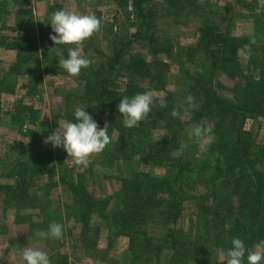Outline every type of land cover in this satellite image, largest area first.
<instances>
[{"label":"trees","instance_id":"16d2710c","mask_svg":"<svg viewBox=\"0 0 264 264\" xmlns=\"http://www.w3.org/2000/svg\"><path fill=\"white\" fill-rule=\"evenodd\" d=\"M115 1L120 9L131 5L137 17L146 18L149 0ZM12 4L17 6L14 13L18 24L17 35L10 39L8 48L16 52V57L0 78V96H13L18 90H23V97H33L37 93L34 71H39L40 66L47 63L56 66L55 60L47 62L50 52L48 46L37 48V38L43 41L42 32L35 35L32 27H28L29 22H23V18L26 20L32 17V10L27 8V0H13ZM54 5L50 6L53 11L62 10ZM8 7L12 8L9 2L0 0V17H3V12L5 16L10 14V10L6 12ZM194 33L198 35L199 41L189 50L212 54L214 49L220 50L219 63H212L207 68L209 71L198 72L194 77L187 72L183 73L187 87L182 100L175 102L170 93L165 94L161 98L166 100L167 107L154 108L149 118L142 121L139 127H124L117 106L122 96L132 97L148 90H162L165 72L164 69L154 68L140 54H130V41L114 43L108 62L94 69H82L84 76L81 79L87 82L88 90L83 96L78 95L73 105L74 108L82 103L81 106L88 107L90 112L99 111L107 119L108 135L110 140L114 139V148L107 153L110 160H129V152L141 150L144 164L151 163L157 167L165 165V173L151 176L146 172H136L132 178L122 179L120 193L124 197L111 210L107 207L108 200L96 197L85 183L78 181V175L73 174L74 170L65 163L66 151L63 147L61 153L53 159H47L45 153L17 159L6 166L5 170L12 179L11 184L0 182V198L14 211L15 225L25 226L28 235L33 237L37 236L38 229L47 230L48 225L54 221L62 224L63 236L72 234L68 227H77L80 241L84 243L85 249L90 250L95 248L100 230L99 227L93 229L94 238H88L90 222L96 216L100 221H105L108 234L114 229L122 231L129 241V252H134L132 249L138 246L140 253L155 251L159 256L162 249L166 248L172 252L174 264H215L199 248L204 236L205 241L211 242V247L224 251L232 247L233 238L242 239L249 251L255 245L264 244V143L257 141L258 131L253 124L255 120L264 118V65L256 64L254 55L250 59H242L243 45L247 43L222 33L214 24L199 22ZM138 34L139 31L136 36ZM150 41L149 51L156 55L160 51L157 46L159 44L154 42L153 45L155 40ZM58 47L67 56L65 46ZM260 48L264 51V46ZM260 48L252 47L253 50ZM252 67L258 69L257 77H253ZM122 70L137 80L125 84L122 89L113 88L111 82ZM215 73L217 77L226 74L237 78L239 84L236 89L246 92H232L230 95L220 93L215 89ZM20 79L26 82L17 87ZM142 80H145L149 88L141 86ZM189 94L196 97L199 108L185 114L181 106H186ZM173 108L181 112L179 117L173 118L170 115ZM32 112V106L21 100L14 106L10 119L14 123L29 121ZM206 120L207 126L213 130L212 136L208 146L200 151L195 160H183L182 155L167 158L168 150L173 152L178 149V143L174 141ZM71 121L76 122L74 117ZM156 129H159L162 136L159 142H153L152 139ZM43 177L48 184L53 182L48 190L61 185L73 201V205L58 217L55 216V210L50 211L48 194L42 192L43 197L37 194L38 182ZM181 192L193 194L191 197L195 199L199 211L198 222L202 232L197 233L191 242L172 234L161 239L147 237L148 226L175 224L180 220L183 211L179 203ZM223 192L224 197L221 198ZM213 197L218 204H212ZM71 219L73 224L65 226ZM48 239L55 249V253L49 257L51 264H69L68 257L57 249L58 240ZM0 264H5L2 258ZM219 264H226V261ZM244 264H247V252Z\"/></svg>","mask_w":264,"mask_h":264},{"label":"rangeland","instance_id":"374dc122","mask_svg":"<svg viewBox=\"0 0 264 264\" xmlns=\"http://www.w3.org/2000/svg\"><path fill=\"white\" fill-rule=\"evenodd\" d=\"M12 6L6 8L10 14L5 16L3 12L0 17V78L4 72L15 62L16 52L8 48L10 39L17 35V16H15L13 0H5ZM253 2V3H252ZM255 2V3H254ZM55 4V5H54ZM55 8H62L66 11L77 14H94L101 20V27L91 38L83 44L81 55L91 61L88 68H97L101 63H106L112 55V46L114 43L123 44L127 41L130 54H140L154 68L164 69L165 77L163 81V91L153 90L156 98H161L170 93L176 102L182 100L187 85L185 76L187 72L194 77L198 72L209 71L207 68L212 63H219L220 50L214 49L212 53H198L189 49L195 46L197 34L194 33L196 25L199 22H209L220 28L222 33L236 38L239 42L249 43V38L255 36L257 43L254 46H264V12L257 15L255 9L258 6V0H149V6L146 11V18H139L134 10L129 11L128 6L120 9L115 0H27V8L32 10V17L23 22H29L28 27H32L35 35L42 32L43 41L37 38V48L46 45L50 48L47 55V62L55 60L56 66L43 64L39 71H34L36 82V95L33 97H23V90H18L17 94L0 96V182L11 184L12 179L9 173L5 172L6 166H9L17 159H26L35 157L40 153H45L47 159H52L55 155L61 153V148H54L52 144H45L44 140L63 120L71 121L74 117L73 108L77 96H83L88 90L87 82H83L84 76L82 70L78 77H71L64 69L59 66L61 58H67L65 53L59 50L50 39L55 35L52 31L49 17ZM51 6V7H50ZM253 6L252 9H249ZM57 10V9H56ZM55 10V11H56ZM149 11V12H148ZM22 22V23H23ZM40 26V27H39ZM140 34L136 36V32ZM150 40L160 48L159 53L153 55L149 51ZM68 50L73 45H64ZM118 46V44H117ZM263 48L253 50L256 64L264 65ZM201 52V51H199ZM214 55L216 56L214 59ZM240 56V54H239ZM126 58V56H125ZM124 58V59H125ZM245 59L244 55H241ZM253 77H257L258 69L252 67ZM154 72V71H153ZM215 73V89L224 95H230L232 92L244 93L246 90H237L236 86L239 80L235 77ZM136 77L128 74L126 71L117 73L115 80L111 82L113 88L122 89L127 83H135ZM26 82L18 80L17 87ZM141 86L149 88L145 80L141 81ZM239 89V88H238ZM23 100L25 104L33 108L32 117L29 121L14 123L11 121L14 106ZM82 103H78L77 107ZM93 119L103 128L108 122L99 111L90 112L88 107H84ZM65 109V110H64ZM70 118V119H68ZM103 123V125H102ZM208 122L203 121L200 125L207 126ZM252 124V121H251ZM254 127L258 131L257 141L264 143V118L255 120ZM27 125V128L25 127ZM178 148L180 142H188L182 159L192 162L200 151H203L209 144V141L193 145L187 141V133L178 138ZM136 140V139H135ZM133 140V141H135ZM114 139L105 148V150L90 158L87 167L77 166L67 153L64 156L65 163L74 170L73 174L78 175V181L85 183L87 189L96 197L108 200L107 207L114 210L122 202L124 194L120 193L122 179H130L136 172H146L151 176H160L165 173L167 167L154 166L151 163H143V153L141 150L129 152V160L118 159L110 160L108 151L114 148ZM167 158H175L172 152L166 154ZM51 163V161H50ZM51 183H47L43 177L37 185V194L43 197L48 194V204L50 211L55 210L56 217L64 213L67 207L73 205L72 199L66 195L63 186H56V189L48 190ZM198 193V192H197ZM220 194V192H219ZM121 196V199H120ZM193 194H180L179 203L183 207L180 220L173 224L160 223L155 226H148L147 237L152 239H161L169 234L174 235L184 241L191 242L202 232L199 226V211L195 205ZM224 192L221 193V198ZM214 205L218 204L217 199L213 197ZM12 206V205H10ZM14 211L2 202L0 198V258L5 264H26L22 259L21 250L23 247H30L47 252L50 257L55 253L54 245L49 244L48 238H39L29 236L27 229L22 225L13 223ZM36 213V212H35ZM71 222L65 224L68 227ZM105 221L96 216L92 217L90 222L91 230L88 232V238H94V230L99 227V233L95 241L94 249H85L84 243L80 241L78 229L68 227L72 234L63 236L56 245L58 251L68 257L69 264H174L172 262L173 254L170 250L163 248L159 256L157 252L140 253L138 246L128 251L129 241L127 237L114 229L108 234ZM163 225V226H161ZM203 242L199 248L204 256L215 264L226 261L227 251L217 247H211L209 241H205L206 236L202 238ZM110 244V245H109ZM252 251H260L264 254V244L255 245ZM210 261V262H211ZM264 264V262H262Z\"/></svg>","mask_w":264,"mask_h":264},{"label":"clouds","instance_id":"9594fccd","mask_svg":"<svg viewBox=\"0 0 264 264\" xmlns=\"http://www.w3.org/2000/svg\"><path fill=\"white\" fill-rule=\"evenodd\" d=\"M257 15L264 12V0H258V6L255 9ZM50 24L55 35H51L50 39L55 45H73L67 50V58L59 60V66L64 69L71 77H78L82 69H86L91 65V61L81 55L83 44L100 30L101 20L94 14H77L75 12L56 10L51 13ZM257 43L256 37L253 35L249 38V43L243 45L245 58L250 59L253 55L252 46ZM156 93L148 90L143 93H137L132 97L122 96L118 111L122 114L123 126L132 129L139 127L142 121L149 118L156 107L166 108L165 99H154ZM185 114L193 110H198L199 104L196 97L189 94L186 98V106L182 105ZM170 115L177 118L181 112L173 108ZM74 118L76 122L63 120L59 122L57 127L44 140L45 144H52L54 148L63 147L68 157H71L77 166L87 167L90 158L94 155L102 153L111 143L108 135L107 123L100 128L93 117L86 112L84 107H76L74 110ZM27 128V125H25ZM212 128L210 126L197 125L190 128L187 132V141L200 144L211 139ZM162 136L159 129L154 130L153 142H159ZM188 142L181 141L178 149H174L172 155L179 157L183 154ZM36 235L41 238H51L59 240L63 236V226L59 222H51L47 230L38 229ZM232 247L227 251L226 264H244V258L247 252V264H262L264 262V254L260 251H249L246 249L245 243L240 238H233ZM22 259L26 264H51V260L45 251L23 247L21 250Z\"/></svg>","mask_w":264,"mask_h":264},{"label":"built area","instance_id":"2783aa9c","mask_svg":"<svg viewBox=\"0 0 264 264\" xmlns=\"http://www.w3.org/2000/svg\"><path fill=\"white\" fill-rule=\"evenodd\" d=\"M128 10L129 11H132L133 10L132 7H131V5L128 6Z\"/></svg>","mask_w":264,"mask_h":264}]
</instances>
